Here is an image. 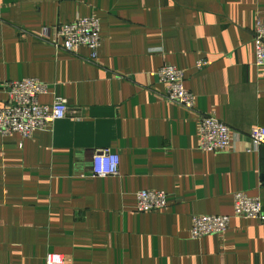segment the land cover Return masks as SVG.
Returning a JSON list of instances; mask_svg holds the SVG:
<instances>
[{
    "label": "crops",
    "instance_id": "obj_1",
    "mask_svg": "<svg viewBox=\"0 0 264 264\" xmlns=\"http://www.w3.org/2000/svg\"><path fill=\"white\" fill-rule=\"evenodd\" d=\"M92 15L97 59L38 37ZM257 19L264 0H0V85L33 77L47 86L41 104L67 100L42 131L0 135V264H264V144L248 139L264 127ZM164 63L183 71L193 112L165 99ZM200 113L238 132L230 149L199 150ZM103 150L118 153L117 176L92 177ZM149 189L167 206L136 211ZM236 191L261 198L262 218L232 215ZM202 214L230 215L229 228L193 239Z\"/></svg>",
    "mask_w": 264,
    "mask_h": 264
},
{
    "label": "built area",
    "instance_id": "obj_2",
    "mask_svg": "<svg viewBox=\"0 0 264 264\" xmlns=\"http://www.w3.org/2000/svg\"><path fill=\"white\" fill-rule=\"evenodd\" d=\"M253 28L255 65L264 80V22L255 21ZM101 26L94 15L77 17L72 22L54 24L43 27L38 34L39 39L49 42L55 49L75 53L77 48L85 46L89 50V59H97L101 46ZM209 64L207 59H199L196 69ZM156 76L165 89V99L188 111H194V95L184 86V74L175 66L164 63L156 70ZM0 88L4 100L0 103V135L8 136L15 132L22 138L30 136L34 131H42L53 122L65 117L67 100L56 97L51 104H41L39 96L47 92V86L33 77L18 80H6ZM198 147L206 152L226 151L230 149L237 131L214 115L200 113L198 116ZM251 145L264 144V127L254 126L248 134ZM92 177H114L119 174V155L116 152L97 151L91 158ZM233 216L249 219L262 218L261 198L249 196L245 192L236 191L233 195ZM136 211L150 212L167 206V194L161 190H140L135 193ZM231 216L192 215L189 234L193 239L205 235H220L229 228ZM45 264H64L59 254H47Z\"/></svg>",
    "mask_w": 264,
    "mask_h": 264
}]
</instances>
